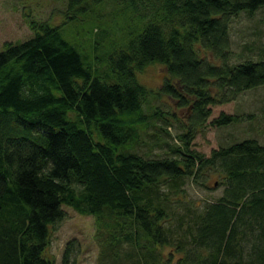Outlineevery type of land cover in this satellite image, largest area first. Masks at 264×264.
I'll use <instances>...</instances> for the list:
<instances>
[{
    "label": "trees",
    "instance_id": "trees-1",
    "mask_svg": "<svg viewBox=\"0 0 264 264\" xmlns=\"http://www.w3.org/2000/svg\"><path fill=\"white\" fill-rule=\"evenodd\" d=\"M66 1V21L24 14L33 36L0 51V264H56L47 252L65 207L107 229L100 264H264V144L244 138L209 157L192 148L212 106L264 86V51L229 62L231 20L264 0ZM84 19L111 49L105 61L65 38L64 25ZM154 63L166 69L156 93L138 80ZM152 95L190 111L177 143L145 138L156 120L171 139L181 123L160 107L147 113ZM241 121L221 112L211 125ZM156 145L167 150L153 154ZM214 177L220 197L186 199L187 180Z\"/></svg>",
    "mask_w": 264,
    "mask_h": 264
},
{
    "label": "rangeland",
    "instance_id": "rangeland-1",
    "mask_svg": "<svg viewBox=\"0 0 264 264\" xmlns=\"http://www.w3.org/2000/svg\"><path fill=\"white\" fill-rule=\"evenodd\" d=\"M66 2V0H0V51L5 48L4 44L7 41L18 43L33 36L30 23L27 21L28 18L62 24L67 20ZM24 14H28L29 17L26 18ZM95 26L96 24L90 19L69 21L64 25L63 34L87 59L94 60L96 57H100L105 61L106 55L111 49L106 45L101 46L96 43V36L92 33ZM230 39V63H239L246 59H259L264 51V7L253 14L242 12L234 17L230 23ZM208 56L211 57V53H208ZM214 62L222 63L221 60ZM165 75V67L161 63H154L138 73V80L156 93ZM156 107H160L164 111L176 112L181 123L175 122L168 128L173 137L171 139L159 129L162 123L156 120V127H150L148 132L150 135H146L145 138L153 139L151 135H160L169 143H172L173 139L177 143L176 136L181 131L180 126L187 123L189 125L190 119L187 116L190 111L178 109L176 103L165 95L150 96L144 109L147 113H151ZM212 111V116L206 126L202 130L200 129L194 137L192 148L195 150L209 157L214 149L244 138L253 137L264 144V86L244 92L232 102L212 106ZM221 112L241 115L243 121L225 127L212 126L211 120ZM151 145L152 143L150 147ZM142 149L148 150L149 147L143 145ZM165 150H167V146L160 148L156 145L153 154L162 155ZM216 180L219 181L217 177L210 181H203L206 186L202 185V180L201 184L187 180L184 186L186 199L194 200L201 206L208 200L217 199L222 195L224 187L219 185ZM173 203L175 210H178V205ZM65 210V220L56 229L51 230V243L47 255L55 259L56 264H62L66 245L71 240H75L73 264H100L102 239L107 237V229H102L99 235L95 216L80 215L68 207H65ZM121 249L123 251L132 249V245L124 242ZM165 252L169 254L170 249L166 248Z\"/></svg>",
    "mask_w": 264,
    "mask_h": 264
}]
</instances>
